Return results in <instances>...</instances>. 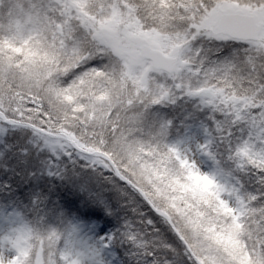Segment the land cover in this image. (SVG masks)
I'll list each match as a JSON object with an SVG mask.
<instances>
[{
    "label": "snow or ice",
    "instance_id": "snow-or-ice-1",
    "mask_svg": "<svg viewBox=\"0 0 264 264\" xmlns=\"http://www.w3.org/2000/svg\"><path fill=\"white\" fill-rule=\"evenodd\" d=\"M0 264H264V0H0Z\"/></svg>",
    "mask_w": 264,
    "mask_h": 264
}]
</instances>
